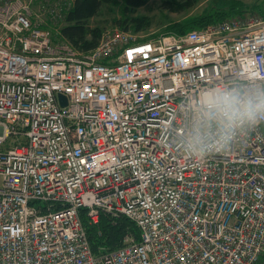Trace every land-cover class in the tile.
<instances>
[{"label": "built area", "instance_id": "2783aa9c", "mask_svg": "<svg viewBox=\"0 0 264 264\" xmlns=\"http://www.w3.org/2000/svg\"><path fill=\"white\" fill-rule=\"evenodd\" d=\"M73 4L0 0V264H264V126L205 160L169 146L182 95L264 79V18L80 52L58 25ZM83 208L140 240L93 253Z\"/></svg>", "mask_w": 264, "mask_h": 264}, {"label": "clouds", "instance_id": "9594fccd", "mask_svg": "<svg viewBox=\"0 0 264 264\" xmlns=\"http://www.w3.org/2000/svg\"><path fill=\"white\" fill-rule=\"evenodd\" d=\"M181 97L182 131L170 137L169 146L192 159L225 151L264 126V79L254 75L213 80Z\"/></svg>", "mask_w": 264, "mask_h": 264}, {"label": "trees", "instance_id": "16d2710c", "mask_svg": "<svg viewBox=\"0 0 264 264\" xmlns=\"http://www.w3.org/2000/svg\"><path fill=\"white\" fill-rule=\"evenodd\" d=\"M109 0H74L73 7L68 11L63 25L59 31L61 36L72 45L73 48L80 52H87L94 48L100 36V29H89L87 22L96 17L102 5ZM146 0H124L122 14L126 16L129 9H137L145 5ZM173 12L184 11L194 5L193 0H186L184 3L173 1H164ZM260 10V8H259ZM240 8H235L231 13H220L215 17L207 16L197 19H191L184 24H175L167 29L166 33L182 34L190 30L200 29L209 24L225 20V18L233 16L240 12ZM262 16L264 13L262 11ZM120 29L124 31L139 32L146 27V18L144 17H125L120 21H115ZM151 38V37H150ZM149 38H145L147 40ZM80 217L83 227L86 231L87 238L93 253L98 254L100 250L112 251L124 246V239L130 235L135 241L140 240V233L133 222L124 216L112 219L107 215L101 214L99 223L92 225L86 217V209L80 210Z\"/></svg>", "mask_w": 264, "mask_h": 264}, {"label": "rangeland", "instance_id": "374dc122", "mask_svg": "<svg viewBox=\"0 0 264 264\" xmlns=\"http://www.w3.org/2000/svg\"><path fill=\"white\" fill-rule=\"evenodd\" d=\"M164 1H173V5H175L176 2L184 3L186 0H146L144 6L135 10L129 9L126 12V16L122 14L124 0H109L102 5L97 16L91 18L86 26L89 29H100L99 42L103 33L120 29L115 21H120L125 17L146 18V27L144 29L139 32L130 31L139 39L166 33L167 29L172 27V25L184 24L191 19L207 16L215 17L220 13H231L235 8H240L241 11L227 18L250 15L254 18H264L261 14L262 11L264 13V0H193L194 5L181 12L171 11L168 9L170 6L167 4L163 5ZM216 23H209L203 27ZM58 25L59 27L62 26L63 21Z\"/></svg>", "mask_w": 264, "mask_h": 264}, {"label": "water", "instance_id": "95a60500", "mask_svg": "<svg viewBox=\"0 0 264 264\" xmlns=\"http://www.w3.org/2000/svg\"><path fill=\"white\" fill-rule=\"evenodd\" d=\"M58 98H59V100H60V104H61V106H62V107L66 106L67 103H66V99H65V97L62 96V95H59Z\"/></svg>", "mask_w": 264, "mask_h": 264}]
</instances>
